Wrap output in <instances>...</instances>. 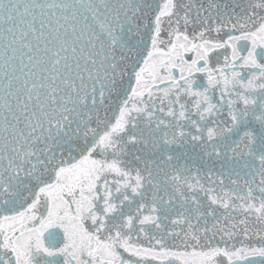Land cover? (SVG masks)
Returning <instances> with one entry per match:
<instances>
[{"label":"snow or ice","instance_id":"obj_1","mask_svg":"<svg viewBox=\"0 0 264 264\" xmlns=\"http://www.w3.org/2000/svg\"><path fill=\"white\" fill-rule=\"evenodd\" d=\"M0 264H264V0H0Z\"/></svg>","mask_w":264,"mask_h":264}]
</instances>
